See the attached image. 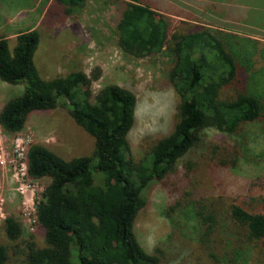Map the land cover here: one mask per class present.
Returning <instances> with one entry per match:
<instances>
[{
	"label": "trees",
	"instance_id": "1",
	"mask_svg": "<svg viewBox=\"0 0 264 264\" xmlns=\"http://www.w3.org/2000/svg\"><path fill=\"white\" fill-rule=\"evenodd\" d=\"M86 1L54 0L66 14L77 12ZM110 1L123 53L171 57L169 79L179 98L176 121L168 134L135 159L128 140L137 103L133 91L110 83L93 94L90 85L98 75L88 76L82 69L44 78L34 61L38 29L18 32L13 46L0 36V80L24 86L0 109L4 132L23 130L35 110L61 106L94 138L91 153L69 159L42 144L27 147V176L49 181L35 204L44 243L26 240L23 264H172L178 257L175 264H190L179 256L182 238L209 250L218 264H264V211L251 212L234 201L223 203L197 193L191 180L194 173L177 170L196 146L218 155V164L235 166L251 158L243 128L263 119L264 102L237 80L239 68H248L251 56L235 45L231 34L168 17L162 4ZM230 84L233 91L224 94ZM211 128L223 132L228 143L207 147L205 132ZM170 175L185 179L180 183L182 198L164 210L172 232L147 251L135 235L134 221L145 205L148 186ZM189 181L192 188L185 189ZM3 224L8 239L21 237L22 225L16 218L7 216ZM8 259L7 248L0 243V264Z\"/></svg>",
	"mask_w": 264,
	"mask_h": 264
},
{
	"label": "rangeland",
	"instance_id": "2",
	"mask_svg": "<svg viewBox=\"0 0 264 264\" xmlns=\"http://www.w3.org/2000/svg\"><path fill=\"white\" fill-rule=\"evenodd\" d=\"M144 1L162 4L168 17L195 22L218 34H231L235 45L251 56L248 68H239L237 80L244 90L259 93L264 102V27L256 20L264 18V0ZM110 2L87 0L83 8L66 14L54 0H0V36L8 38L13 46L18 32L38 29L40 41L34 61L44 78L82 69L88 76L98 75L90 85L93 94L110 83L133 91L137 103L128 140L132 155L139 159L154 140L172 130L176 121L179 98L169 79L172 60L163 53L151 57L123 53L117 44L116 11ZM232 87L230 84L223 88V93L233 91ZM23 89L21 84L0 80V109L8 98ZM243 129L251 154L249 161H240L235 166L218 164L215 161L218 155L196 146L178 163L177 170L185 168L194 173L191 180L197 184V193L218 197L223 203L234 201L251 212L264 211L261 200L264 198V117ZM205 137L207 147L211 143L227 144L229 140L223 132L212 128L206 130ZM32 143L45 145L69 159L91 153L94 138L61 106L31 112L23 130L15 134L4 132L0 126V243L7 248V264H23L26 240H34L37 245L44 243L35 204L49 179L32 180L27 176L25 151ZM183 181V177L174 179L170 175L152 182L145 190L146 202L134 221V232L147 251L172 232L164 210L182 198ZM192 181L185 189L192 188ZM7 216L16 218L22 225L21 237L16 240L8 239L5 234L3 221ZM181 240L184 245L179 256H185L190 264H218L209 250L200 248L196 241Z\"/></svg>",
	"mask_w": 264,
	"mask_h": 264
},
{
	"label": "crops",
	"instance_id": "3",
	"mask_svg": "<svg viewBox=\"0 0 264 264\" xmlns=\"http://www.w3.org/2000/svg\"><path fill=\"white\" fill-rule=\"evenodd\" d=\"M256 20H257V23L259 26L264 27V26H262V25H264V18L263 17H257Z\"/></svg>",
	"mask_w": 264,
	"mask_h": 264
}]
</instances>
